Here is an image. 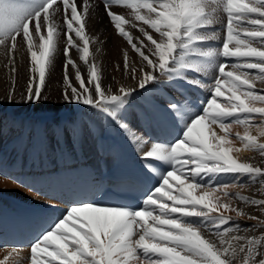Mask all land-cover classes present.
<instances>
[{
    "label": "snow or ice",
    "instance_id": "1",
    "mask_svg": "<svg viewBox=\"0 0 264 264\" xmlns=\"http://www.w3.org/2000/svg\"><path fill=\"white\" fill-rule=\"evenodd\" d=\"M98 9L138 56L132 60L124 50L123 67L116 65L122 76L107 84L96 56L103 42L88 28ZM120 9H131L129 18ZM61 48L59 102L93 111L106 122L103 130L136 146L140 165L115 180L129 194L126 202L97 199L91 195L98 191L95 173L75 167L83 141L92 138L117 163L120 142L103 143L96 121L53 124L51 138L39 131L36 148L85 187L64 208L46 205L52 216L33 213L38 238L0 245V251L10 249L0 264L10 258L11 264H264V87L256 86L264 85V0H0V53L9 73L0 95V136L5 104L48 101L44 92ZM21 49L28 79L18 91ZM177 80L211 93L201 111L183 89L160 97ZM140 90L148 94L144 103H132ZM169 121L183 124L182 138L172 144L153 139L149 129ZM233 126L243 127V134L233 133ZM242 149L259 162L233 156ZM161 162L167 165L163 174L157 171ZM222 174L236 179L218 182ZM5 178L38 191L34 182ZM250 186L260 198L230 191ZM240 219L253 223L241 225Z\"/></svg>",
    "mask_w": 264,
    "mask_h": 264
},
{
    "label": "bare ground",
    "instance_id": "2",
    "mask_svg": "<svg viewBox=\"0 0 264 264\" xmlns=\"http://www.w3.org/2000/svg\"><path fill=\"white\" fill-rule=\"evenodd\" d=\"M26 2V0H24ZM99 2V0H97ZM125 14L126 19L129 18L131 9H120ZM95 19L89 23V30L93 35H99L102 40L101 51L96 54L103 71L104 83H109L112 77L120 79L121 71L116 70V65L123 67V52L129 50V56L132 60H138V56L131 50L127 41L118 34L108 18L103 14L102 10H97L94 14ZM139 24V22H137ZM125 29L134 37L138 35L137 29L125 25ZM215 43V42H213ZM93 46L90 45V58ZM73 55L78 60V55L73 50ZM63 53L62 48L58 49L54 66L51 71L49 86L44 92L48 96V101H41L34 104L7 105L2 109V117L4 123L3 135L0 136V245L20 244L27 245L34 242L39 236V232L35 231L38 220L31 219L33 213H40L45 216H52V213L46 209V205H55L57 209L66 207V202L70 199L62 194L63 185L59 180H80L83 184L78 188L85 187L84 181L75 173H68L64 170L50 154L46 155L40 152L36 144L37 133L41 130L49 133L53 124L61 121L78 120L84 125L92 121L97 122V134L101 136L103 143L111 144L114 140H118L123 149V156L120 161L114 162L110 155L106 152L101 153L97 149L96 142L85 137L82 145V150L77 158L75 167L91 169L95 173V180L108 176L117 177L124 170H135L139 168L140 160L136 155V146H131L123 137H119L116 132H108L101 128V118L91 110H81L69 106H64L59 102L60 93L63 84ZM17 90L22 91L26 87L28 79V57L24 49L17 53ZM5 57L0 53V95H3L8 88L9 73L5 70ZM82 64V62H80ZM86 74V70L85 73ZM188 75H196L188 73ZM74 79V77H73ZM174 86H166L165 90L160 93L162 98L165 95L175 94V89H183L192 96L198 97L206 103L211 93L207 92L204 87H194L183 81L177 80L173 82ZM256 86L264 87L258 82ZM148 95L140 90L139 94L135 95L132 103L142 105L144 96ZM19 97H17L18 99ZM199 112V111H197ZM259 122V119H255ZM183 124L166 122L163 124H154L149 132L155 140L163 141L168 144L175 143L182 138L184 131ZM233 133L239 131L243 134L244 128L233 126ZM237 147H242L237 141H234ZM142 147V145H140ZM234 157L244 160L245 158L256 157V162H259V156L247 150H241L239 153H233ZM162 163V167L157 171L163 174L167 168L166 164ZM5 175L17 177L21 181L36 183L38 191H33L29 187L18 183L14 179H6ZM245 177H241L244 180ZM236 179L232 174H222L217 177L218 182H230ZM253 187L231 188L230 191H240L243 195L255 194ZM77 189V190H78ZM76 190V189H75ZM62 196V197H61ZM27 214V217H25ZM13 217V220L10 218ZM241 225L249 224L250 221L240 219ZM10 249L0 251V259ZM21 255L25 258L30 256V249L25 247L21 251ZM10 258V264L11 260ZM24 264H30V261L25 259Z\"/></svg>",
    "mask_w": 264,
    "mask_h": 264
},
{
    "label": "rangeland",
    "instance_id": "3",
    "mask_svg": "<svg viewBox=\"0 0 264 264\" xmlns=\"http://www.w3.org/2000/svg\"><path fill=\"white\" fill-rule=\"evenodd\" d=\"M21 2H24V0H21ZM256 119H258V118H256ZM255 123H259L257 120H256V122ZM248 178H245L244 180H247ZM250 187H253V186H250ZM248 188V187H247ZM242 189H244V188H242ZM245 189H246V187H245ZM192 219H196V218H192ZM251 223H253L252 221H250V223L249 224H251Z\"/></svg>",
    "mask_w": 264,
    "mask_h": 264
}]
</instances>
